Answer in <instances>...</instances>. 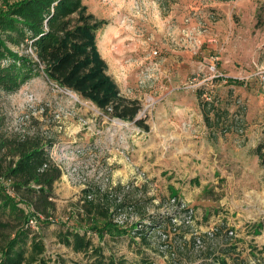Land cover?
I'll return each instance as SVG.
<instances>
[{"label":"rangeland","instance_id":"1","mask_svg":"<svg viewBox=\"0 0 264 264\" xmlns=\"http://www.w3.org/2000/svg\"><path fill=\"white\" fill-rule=\"evenodd\" d=\"M84 4L108 22L97 34L99 51L120 91L142 104L139 117L150 122L151 133L109 118L42 73L15 94L0 93L7 137L38 138L79 152L80 158L63 159L53 205L48 212L38 209L43 214H34L29 222L45 242L49 264H87L83 254L60 244L57 234L62 228L90 226L93 216L84 201L95 186L112 193L121 189L119 197L130 203L142 200L144 216H163L174 197L195 214L193 226L181 229L152 264H198L203 253L222 245L236 246L224 252L229 264H264V168L253 154L264 141V0ZM171 95L184 96L182 106L171 119L157 118L159 104L167 106ZM199 100L233 115L231 132L211 137ZM135 138L151 145V170L136 165ZM121 168L131 171L126 182ZM171 181L185 188L188 199L171 190ZM20 206L38 212L27 201ZM139 216L133 211L126 218L136 221ZM4 221L18 223L12 215ZM212 229L214 236L207 238ZM199 236L205 243L202 251L194 245ZM94 240L98 243L99 236Z\"/></svg>","mask_w":264,"mask_h":264},{"label":"trees","instance_id":"2","mask_svg":"<svg viewBox=\"0 0 264 264\" xmlns=\"http://www.w3.org/2000/svg\"><path fill=\"white\" fill-rule=\"evenodd\" d=\"M84 1L4 0L0 8V93L15 94L33 76L42 73L60 88L94 104L109 118L135 123L142 131L149 132L147 119L139 117L142 104L122 95L99 51L97 34L108 22L89 13ZM29 48L33 54L27 52ZM199 103L211 137L231 132L233 115L213 108L209 102L199 100ZM3 129L4 119L0 116V264H49L45 242L29 222L34 214L38 216L44 209L48 212V207L53 205L54 186L63 175L49 156L54 142L45 144L38 138L7 137ZM253 154L264 168V141ZM94 193L97 201L85 202L87 213L93 216L90 226L62 228L57 234L60 244L83 254L87 264H152L156 255L164 254L166 244L157 229L166 230L168 216L155 213L144 216L142 200L131 203L124 200L115 205L109 193L98 189ZM23 201L38 212L26 211L20 206ZM128 207L140 215L138 221L119 228L114 217L121 213L119 209ZM10 215L18 223L4 221ZM95 234L99 236L98 243ZM123 246L132 258L123 253ZM232 249L236 246L222 245L205 252L198 264H229L221 255Z\"/></svg>","mask_w":264,"mask_h":264},{"label":"built area","instance_id":"3","mask_svg":"<svg viewBox=\"0 0 264 264\" xmlns=\"http://www.w3.org/2000/svg\"><path fill=\"white\" fill-rule=\"evenodd\" d=\"M27 52L33 54V51L31 48H29ZM73 96H76V95H73ZM116 121L123 123L122 121H118V120ZM59 154H62V155L59 158H56ZM67 155H73V156L76 155L77 157L80 158L79 152L76 150V148H73V147H66L64 145L54 143L49 149V156H50L51 161L54 164H56L61 169V171H63V166H62L63 159H66ZM77 178L78 179L84 178V181L85 182L87 181V178L80 175L79 173H77ZM90 189H91L90 193H88V195H86L85 197V200L87 201H97L98 197L95 196L94 189L101 190L103 193L104 192L109 193V197L111 198L114 195L118 196V199H115V205L121 204V202L125 200V196L119 197V194L122 191L121 189L120 190L115 189L114 193H112L111 190L101 189V188H98L97 186H95L94 188H90ZM118 211H120L121 213L116 214V216L114 217L115 223L117 225L121 227H125L130 221L134 220V218L132 219L126 218L127 213L133 212V208L128 207L127 209L123 211H121L120 209ZM163 215L169 217V225L167 227L168 229L165 230L164 227H161L157 229V234L160 236L162 242L166 244L164 248L167 249L169 241L174 236L179 235L181 233V229L193 226L194 221H195V214L192 211H188V208L185 202H182L178 198L174 197V198L169 199L168 204L165 206V213H163ZM137 221L138 220L133 221V222H137ZM31 222L33 223L34 221L31 220L30 223ZM213 236H214L213 229L210 232H207V236H206L207 238H212ZM194 245L197 250L202 251V249H204L205 247L203 237L202 236L197 237L195 239Z\"/></svg>","mask_w":264,"mask_h":264},{"label":"crops","instance_id":"4","mask_svg":"<svg viewBox=\"0 0 264 264\" xmlns=\"http://www.w3.org/2000/svg\"><path fill=\"white\" fill-rule=\"evenodd\" d=\"M122 95L127 98V99H130V100H133L131 99L130 97H128L127 93H124V92H121ZM184 101V96L180 95V96H177V97H174V96H169L167 98V106L166 105H160L158 106V109H157V113H156V116L157 118H165L166 116L170 118V115H173V112L174 110H178L180 109V106H182V103ZM171 105V106H169ZM162 106V107H161ZM184 110V109H183ZM147 124L150 126V131L149 132H144L146 135L147 134H150L151 133V124L150 122H147ZM136 143L133 142V147L135 148V158H136V165H140V166H143V167H146L147 169L151 170V145H145L144 142H141L139 138H135L134 140ZM118 163H122L124 164V159H121L118 161ZM121 173L123 174V179L122 181H127V179L129 178V173H131V171H129L128 169H124V168H121L120 169ZM170 187H171V190H179V192L182 194V195H186L185 198L188 199L189 196H187L186 192H185V188H181L179 186V184L171 181L170 182ZM176 193H178L177 191H174ZM123 249H126L124 246H123ZM123 253H127L128 254V251L127 249L123 252ZM128 257L129 258H132V254L129 253L128 254ZM221 257L223 259H229L228 257L229 256H226L225 254L221 255Z\"/></svg>","mask_w":264,"mask_h":264}]
</instances>
